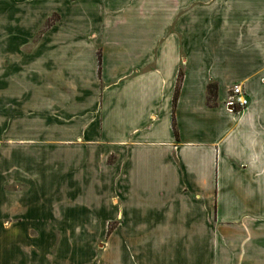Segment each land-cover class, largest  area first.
<instances>
[{"label": "crops", "instance_id": "obj_1", "mask_svg": "<svg viewBox=\"0 0 264 264\" xmlns=\"http://www.w3.org/2000/svg\"><path fill=\"white\" fill-rule=\"evenodd\" d=\"M2 37L0 264H264V0H0Z\"/></svg>", "mask_w": 264, "mask_h": 264}, {"label": "built area", "instance_id": "obj_2", "mask_svg": "<svg viewBox=\"0 0 264 264\" xmlns=\"http://www.w3.org/2000/svg\"><path fill=\"white\" fill-rule=\"evenodd\" d=\"M249 105L242 89L239 86H234L230 90V95L224 107L227 112L239 114L243 112Z\"/></svg>", "mask_w": 264, "mask_h": 264}, {"label": "rangeland", "instance_id": "obj_3", "mask_svg": "<svg viewBox=\"0 0 264 264\" xmlns=\"http://www.w3.org/2000/svg\"><path fill=\"white\" fill-rule=\"evenodd\" d=\"M55 21H56V18L53 16V17H51L49 20H47V22H45V24H43L42 25V27L39 29V31L37 32V34H36V36H34L33 37V39H31V40H29L28 42H27V45H26V47L23 49L25 52H27V51H29L30 50V48H31V46L40 38V35L46 30V29H48L51 25H53L54 23H55ZM8 23H9V21H8ZM2 41V43H6V42H8V39H7V37H2L1 39H0V42ZM26 43V42H25ZM234 87V86H233ZM232 87V88H233ZM231 88V89H232ZM230 89V90H231ZM230 90H229V93H228V97H229V95H230ZM228 97H227V100H228ZM227 102V101H226ZM225 102V103H226ZM225 105V104H224Z\"/></svg>", "mask_w": 264, "mask_h": 264}, {"label": "trees", "instance_id": "obj_4", "mask_svg": "<svg viewBox=\"0 0 264 264\" xmlns=\"http://www.w3.org/2000/svg\"><path fill=\"white\" fill-rule=\"evenodd\" d=\"M180 82H181V73L179 72V75H178V78H177V83H176L175 94H174V97H173V106L175 105V102H176V99H177V93H178ZM215 93H216V86L213 85V84H210L208 86V88H207L208 102H212V100H214ZM174 133L176 135V131L175 130H174Z\"/></svg>", "mask_w": 264, "mask_h": 264}]
</instances>
